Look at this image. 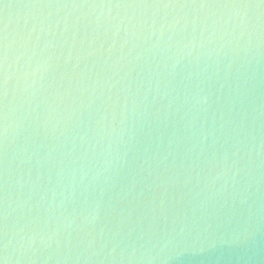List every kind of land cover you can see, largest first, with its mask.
I'll use <instances>...</instances> for the list:
<instances>
[{"label": "water", "instance_id": "obj_1", "mask_svg": "<svg viewBox=\"0 0 264 264\" xmlns=\"http://www.w3.org/2000/svg\"><path fill=\"white\" fill-rule=\"evenodd\" d=\"M0 264H264V0H0Z\"/></svg>", "mask_w": 264, "mask_h": 264}]
</instances>
